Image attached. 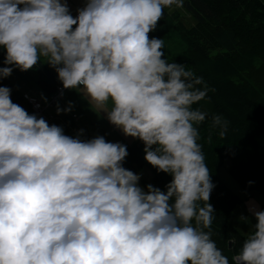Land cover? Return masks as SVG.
I'll list each match as a JSON object with an SVG mask.
<instances>
[{
	"label": "clouds",
	"instance_id": "1",
	"mask_svg": "<svg viewBox=\"0 0 264 264\" xmlns=\"http://www.w3.org/2000/svg\"><path fill=\"white\" fill-rule=\"evenodd\" d=\"M173 6L184 0H86L74 17L67 0H0V79L46 62L172 176L166 191L142 188L126 145L66 135L0 86V264H230L211 238L215 185L195 127L207 86L148 35ZM212 123L223 137L229 122ZM250 211L231 264H264V210Z\"/></svg>",
	"mask_w": 264,
	"mask_h": 264
},
{
	"label": "trees",
	"instance_id": "2",
	"mask_svg": "<svg viewBox=\"0 0 264 264\" xmlns=\"http://www.w3.org/2000/svg\"><path fill=\"white\" fill-rule=\"evenodd\" d=\"M72 15L75 17L77 12ZM186 16L194 21L192 26L186 25ZM148 35L163 40L167 61L184 64L186 70L202 78L203 84L198 87L203 90L207 86L206 98L194 105L207 113L205 120L195 125L197 142L215 185L209 200L215 210L211 238L231 264L254 228L243 236L231 222L242 199L219 177L218 170L226 160L230 162L229 174L240 187L261 195L264 210V0H184L182 8H165L156 30ZM4 58L5 50L0 48V68L7 66ZM34 70L37 84L51 97L62 82L44 63H38ZM0 86L11 89L13 102L25 93L8 77L0 79ZM21 107L30 113L26 102ZM215 115L229 122L223 137L219 135L221 129L213 127ZM81 139H90L84 130ZM143 149L141 140L131 143L123 167L136 173L147 164L152 173L151 185L166 191L172 176L149 164Z\"/></svg>",
	"mask_w": 264,
	"mask_h": 264
},
{
	"label": "rangeland",
	"instance_id": "3",
	"mask_svg": "<svg viewBox=\"0 0 264 264\" xmlns=\"http://www.w3.org/2000/svg\"><path fill=\"white\" fill-rule=\"evenodd\" d=\"M71 14H75L77 9L82 8L86 0H67ZM168 11L176 9L174 6L172 8H166ZM186 25L192 26L194 21L191 17H185ZM44 58H42L43 61ZM45 66L51 70L54 75L58 78L57 73L54 68L50 67L46 62H43ZM37 72L34 69L27 71H20L19 69H13L12 74L8 77L11 82L18 87L22 93H28L30 95L37 96L43 103H48L50 96L45 94L36 82ZM46 98V99H45ZM69 102L72 104L70 111H61L57 113V105L63 110L69 106ZM92 105H89L88 101L83 98L82 93L73 89H66L62 98L58 99L56 103L48 109V111L53 115L54 119L52 124H57L63 128L65 123L67 128H63L64 133H74L77 134L80 130H84L89 138H94L96 136H104L105 140L108 142H120L126 145V148L131 145L137 138H132L130 136H125L123 132L112 125L106 114L101 112L97 113L92 110ZM77 115L75 117L74 115ZM229 160H226L223 165L219 168L218 173L221 181L236 195L241 197L242 203L234 209L233 217L231 222L235 225L237 231L243 236H248L251 230L254 228V224L257 222L253 212L250 209H255L257 211L261 210L262 197L259 193L254 190H244L235 181V179L229 174ZM138 174H140L139 185L143 188L144 184L152 183V173L150 167L147 164H143L142 168L137 169ZM241 216L248 217V222L242 221Z\"/></svg>",
	"mask_w": 264,
	"mask_h": 264
},
{
	"label": "built area",
	"instance_id": "4",
	"mask_svg": "<svg viewBox=\"0 0 264 264\" xmlns=\"http://www.w3.org/2000/svg\"><path fill=\"white\" fill-rule=\"evenodd\" d=\"M66 89L63 88L62 83L57 85L56 91L51 95L49 102L46 104L42 103L39 99L35 98L33 95L27 93L23 94V100L30 106V113H35L37 117L44 118L49 125H52L54 119L53 115L48 111L58 99H60Z\"/></svg>",
	"mask_w": 264,
	"mask_h": 264
},
{
	"label": "water",
	"instance_id": "5",
	"mask_svg": "<svg viewBox=\"0 0 264 264\" xmlns=\"http://www.w3.org/2000/svg\"><path fill=\"white\" fill-rule=\"evenodd\" d=\"M14 103L20 105V106H23L24 102H23V97L22 96H19L17 97L16 99H14ZM228 246L230 247L231 246V243L229 242Z\"/></svg>",
	"mask_w": 264,
	"mask_h": 264
},
{
	"label": "crops",
	"instance_id": "6",
	"mask_svg": "<svg viewBox=\"0 0 264 264\" xmlns=\"http://www.w3.org/2000/svg\"><path fill=\"white\" fill-rule=\"evenodd\" d=\"M56 125H57V124H56ZM63 128L68 129L65 123L63 124ZM70 134H73V135H74V133H71V132H70Z\"/></svg>",
	"mask_w": 264,
	"mask_h": 264
}]
</instances>
